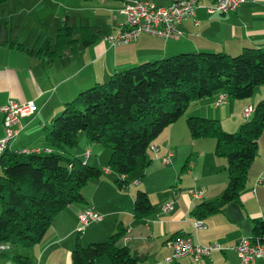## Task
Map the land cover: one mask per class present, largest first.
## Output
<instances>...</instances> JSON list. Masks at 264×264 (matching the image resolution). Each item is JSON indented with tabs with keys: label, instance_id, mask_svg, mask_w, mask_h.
<instances>
[{
	"label": "crops",
	"instance_id": "crops-1",
	"mask_svg": "<svg viewBox=\"0 0 264 264\" xmlns=\"http://www.w3.org/2000/svg\"><path fill=\"white\" fill-rule=\"evenodd\" d=\"M144 1L160 8L170 7L174 2ZM244 1L235 12L223 15L208 14L202 7L196 9L192 20L178 26L179 39L139 34L134 41L115 47L102 38L124 27L125 19L119 14L122 0H6L0 4V105L11 100L19 104L32 102L37 109L34 115L22 119L23 129L9 142L8 150H52L43 138L51 117L58 115L64 104L88 86L107 81L114 71L177 52L217 51L234 56L244 48L264 50V0ZM199 3L211 6L208 1ZM66 17L75 29L88 25L91 33L97 35L96 41L86 48L74 44L61 57L51 60L44 54L28 52L51 48L55 33ZM74 34L77 39L78 35ZM262 100L264 85L254 88L250 100L228 102L227 99L218 107L213 105L216 96L192 101L185 114L155 138L151 145L157 146L158 151L148 150L151 164L142 172L138 171L142 173L140 178L130 173L126 187L120 189L114 186L118 175L110 171L102 173L99 180L84 186L85 204L68 205L59 212L35 246L11 247L1 252L0 264H14L10 253L26 257V264H70L76 237L81 245L83 237L89 242H104L116 232L119 224L126 230L120 239L121 246H126L131 255L139 259L138 264H240L234 247L242 239L251 237L254 221L261 220L264 212V127L257 140L258 150L249 167L245 189L240 193L241 201L225 205L220 213L199 218L191 214L193 208L215 201L226 187L227 161L214 156V140L190 137L185 118L194 115L219 119L224 131L235 133L251 118V114L250 118L243 117L244 109L251 108L253 112L256 102ZM2 123L0 114L1 138L4 136ZM82 147L84 162L101 170L108 168L107 148L101 146L103 149H100L91 142H83ZM168 151L172 153L171 163L163 165L162 158ZM78 152L77 157L82 158L81 151ZM187 160V168L181 170ZM259 176L262 182L258 184ZM136 181L139 183L134 185ZM138 190L145 191L153 207V213L142 220L135 219L132 212ZM195 190L204 191L201 199L188 195V191ZM170 203L172 207L164 213L163 208ZM87 206H94V211L103 219L91 223L79 235L78 216ZM196 222L202 227L195 228ZM185 236L195 245L211 244L221 250L211 251L208 258L198 261L185 256L165 262L172 254V239ZM250 264H264V255Z\"/></svg>",
	"mask_w": 264,
	"mask_h": 264
},
{
	"label": "trees",
	"instance_id": "trees-1",
	"mask_svg": "<svg viewBox=\"0 0 264 264\" xmlns=\"http://www.w3.org/2000/svg\"><path fill=\"white\" fill-rule=\"evenodd\" d=\"M6 0H0V4ZM88 25L76 28L67 17L57 29L51 48L28 50L51 59L78 45L86 48L96 41ZM74 33L78 35L74 38ZM21 46V45H20ZM264 85V50L241 49L239 54L220 52L178 53L151 62L138 63L95 83L64 104L59 116L51 117L43 138L49 152L0 151V246L30 248L41 242L53 219L68 205L85 204L82 190L102 177V170L79 157L64 156L76 147L78 134L87 141L109 149L108 168L118 175L115 186L124 189L130 173L147 169L149 145L163 130L178 121L192 101L223 95L233 100L253 96L254 88ZM251 118L237 132H226L220 120L199 116L186 119L190 137L212 139L214 156L227 161L226 187L213 202L200 203L191 214L206 218L222 211L231 202H240L250 165L258 150L257 140L264 127V100L256 102ZM36 150V149H29ZM189 161L181 170H185ZM145 191L134 195L133 217L150 216L152 205ZM120 224L113 235L87 246L76 237L70 264H138L126 246H119L125 235ZM251 241L264 244V212L255 220ZM81 231L79 232V235ZM174 240V238L172 239ZM14 264L27 258L14 254Z\"/></svg>",
	"mask_w": 264,
	"mask_h": 264
},
{
	"label": "built area",
	"instance_id": "built-area-1",
	"mask_svg": "<svg viewBox=\"0 0 264 264\" xmlns=\"http://www.w3.org/2000/svg\"><path fill=\"white\" fill-rule=\"evenodd\" d=\"M200 0H174L170 7H156L151 2L142 0H122L119 14L125 19L124 27L117 29L115 34L104 35L103 41L111 46H121L125 43L134 41L140 34L153 35L157 38H165V40H176L181 36V32L178 29L183 22L188 19L194 18L195 10L202 7L208 14H227L235 12L237 8L246 1L244 0H204L211 2V6H205L199 3ZM227 100L226 96L217 95L216 102L213 104L216 107L224 104ZM36 107L32 102L19 104L14 101H10L6 105H0V114L3 116L2 127L4 129V136L0 137V151L7 149L9 142L15 138L23 127L21 126L22 119L26 116H32L35 113ZM243 117L250 118L252 109H244ZM149 150L153 152L158 151L157 146L149 145ZM38 152L37 150L23 149L21 152L30 153ZM172 153L168 151L167 155L162 158L163 165L171 163ZM88 157V152L86 153ZM109 168H104L102 173H108ZM259 184L262 182V177L256 180ZM139 181L133 183L137 185ZM204 191H188V195L195 200L201 199V195ZM171 206L167 204L163 208V212L167 213ZM94 206H87L83 210H80L78 216V231L84 230L88 225L94 222L102 221L103 217L94 211ZM195 228H201L200 222L194 223ZM234 251L237 254L240 264H250L261 259L264 255V244L260 242H253L249 239L244 238L239 243H236ZM172 254L167 257L165 262H171L185 256L191 257L190 259L198 261L203 258H208L211 251L221 250L216 245L200 246L195 245L189 238L177 237L171 242ZM6 250V246H0V253Z\"/></svg>",
	"mask_w": 264,
	"mask_h": 264
},
{
	"label": "rangeland",
	"instance_id": "rangeland-1",
	"mask_svg": "<svg viewBox=\"0 0 264 264\" xmlns=\"http://www.w3.org/2000/svg\"><path fill=\"white\" fill-rule=\"evenodd\" d=\"M142 1H144V0H142ZM152 4V3H151ZM153 5V4H152ZM157 7V6H156ZM253 98V96L252 97H250V98H247V99H245V98H243V99H245V100H250V99H252ZM228 99V102H230V100H232V101H242V100H233L232 98H227ZM227 102V103H228ZM236 113V112H235ZM61 114V112L58 114V115H56V116H59ZM209 119H214V118H209ZM3 131H4V129H3ZM78 139H77V145H76V147H73V148H69V149H65V153H64V156H67L68 158H71V157H77V155L80 153V152H78V151H81V156H82V158H80L81 160H83L84 161V159H85V157H84V152H85V149H84V147H82L83 146V142L84 143H86V144H88L89 142L87 141V139H86V137L82 134V133H80V134H78ZM95 146L96 147H99L100 149H103L100 145H98V144H95ZM107 150V149H106ZM109 150V149H108ZM107 150V151H108ZM109 153H110V151H109ZM83 154V155H82ZM79 157V156H78ZM139 178H140V175H142V173H140V172H134ZM143 179H144V176H143ZM143 179L141 178V180L143 181ZM129 183V182H128ZM115 186V185H114ZM116 187V186H115ZM127 187H130L129 186V184L127 185ZM85 192V188L82 190V194ZM81 204V203H80ZM80 204H73V205H80ZM81 205H83V204H81ZM0 212H1V205H0ZM85 230V229H84ZM84 238L85 237H83V243H82V245L85 247V246H87L88 244H90V243H94V242H96V241H93V242H89V241H85L84 240ZM96 243H99V242H96ZM122 243L120 242L119 243V245H121ZM6 246V250H8V249H10L11 248V246L10 245H5ZM13 248V247H12ZM19 249H22V248H19ZM5 250V251H6ZM10 253V252H9ZM10 258H12L13 256H14V254L12 255L11 253H10ZM106 259L105 258H102V259H100L99 261H97V264H106ZM11 264V263H10Z\"/></svg>",
	"mask_w": 264,
	"mask_h": 264
}]
</instances>
